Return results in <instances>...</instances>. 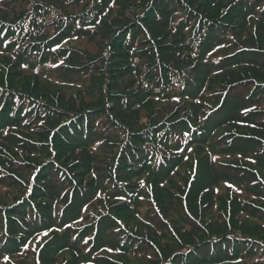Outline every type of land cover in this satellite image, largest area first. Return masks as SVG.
Returning <instances> with one entry per match:
<instances>
[{
  "label": "trees",
  "instance_id": "1",
  "mask_svg": "<svg viewBox=\"0 0 264 264\" xmlns=\"http://www.w3.org/2000/svg\"><path fill=\"white\" fill-rule=\"evenodd\" d=\"M70 1L46 0L71 9L79 8L85 0H77L73 6ZM89 4L88 8L94 6L91 15L97 17L92 22L94 29L83 37L87 45L102 47L105 54L82 64L67 60L66 81L58 82L67 88V94H51L48 83L46 91H41L44 86L33 83L40 90L26 94L45 100L48 109L32 118L16 111L20 104L0 88L5 93H0V123L5 122L0 127V139L11 135L5 133L6 129H17L25 138L39 140L34 141L38 149L32 153L47 155L35 165L38 177L34 187L24 181L21 187L14 186L23 192L21 199L6 206L8 211L0 212V250H13L16 238L23 235V225L26 229L37 224L26 215H15L22 222L17 227L9 222V214L17 206L14 203L32 208L23 198L27 192L26 198L32 196L34 210L43 218L41 228L61 226L58 246L73 250L72 264H77L79 255H88L91 247L96 250L94 254L108 246L114 255L129 256L121 248L123 234L116 229L114 214L131 223L128 229L135 230V237L144 236L156 248L157 253L149 259L152 264H247L253 258L264 260V150L261 156L254 153L251 162L244 161L257 174L253 183L236 168L228 175L222 173L221 158L233 160L235 151L230 147L228 151L234 153H223L216 144L227 134L216 136V131L236 127L241 112L258 106L259 102H253L264 94V79H257L264 78V0H89ZM25 5L23 0H16L9 7L18 6L20 12ZM60 10L51 7L44 16H50V21ZM129 12L134 16L127 19ZM135 16L141 18L144 35H116L133 23ZM39 18L41 15L27 23L35 32L41 29L36 23ZM65 18L71 38V30L83 19ZM43 32L40 38L46 37ZM59 50V46L49 45L41 57L53 52L47 58L53 61L60 58ZM31 57L37 60L40 51H32ZM14 63L17 61L11 59L5 67ZM237 68L256 81H230ZM253 85L254 94L245 95ZM237 93L238 99L234 98ZM20 103L25 109L26 103ZM10 122L15 124L9 126ZM260 124L263 126L252 134L258 132L264 138V120ZM45 128L49 131L44 137L48 144L40 141ZM213 155L220 157L217 163L210 160ZM193 159L197 164L189 169L194 171L196 181L185 214L178 209L163 216L128 209L138 205V197H149L144 194L142 180L151 183L157 202L170 203L177 190L171 182L174 170ZM241 162L236 160L232 165L240 167ZM16 163L23 166L27 161ZM3 168L11 171L5 164ZM15 175L22 180L20 171ZM131 193L138 197L132 200L135 195ZM86 206L92 208L85 215L88 219L83 227H71ZM95 209L105 212L96 215ZM251 218L262 223L261 227L255 226V230L248 226ZM159 224L176 239L163 234ZM125 242L129 244L130 240ZM132 245L136 246L135 242ZM80 246L85 253L78 250ZM88 256L90 260L102 258ZM51 258L43 259V264H50L47 259Z\"/></svg>",
  "mask_w": 264,
  "mask_h": 264
},
{
  "label": "rangeland",
  "instance_id": "2",
  "mask_svg": "<svg viewBox=\"0 0 264 264\" xmlns=\"http://www.w3.org/2000/svg\"><path fill=\"white\" fill-rule=\"evenodd\" d=\"M13 1L16 0H0V6L2 7V9H0V37L2 42L0 46V83L3 85L1 86L0 84V88H3V91L8 94V98L15 97L17 104H20L16 111L23 112L24 114L27 113L33 118L39 114L38 112H40V110H47L48 105L46 104V101L42 100V98L39 96L34 97L26 93L34 92V89L40 90V86H44V89H41V91H46V84L48 83L50 86L47 90L50 91L51 94H53V91H62L64 94H67L65 91L67 88L58 83L59 81L63 83L66 81L65 75L67 70V60L71 58L73 62H80V64H82L85 63V60L92 58L96 59V56L104 53V51L102 52V47H99L95 44L87 45L86 39L83 37L84 34L91 32V29H94L92 22L97 17V15H91L94 6L88 8L90 5L89 0L81 2V6L75 9L58 5L56 3L46 2V0H23L26 5L24 10L20 12H18V6L9 7V5L13 4ZM75 1L77 0H71L68 4L73 6ZM51 7H58L61 10L57 12L58 15H56V17L49 21L50 16L45 17L44 14L49 11V8ZM7 8L11 10H6ZM40 10L42 11L36 14L37 11ZM37 15H41V18H39V20L36 22L39 23L41 29L38 32H35L33 26L31 24L27 25V23L32 22ZM126 15L127 19H130L131 15L134 16V14L130 12ZM65 17H71L73 21L78 17L83 19L82 24L76 26L74 30H71V38L67 34L68 28L64 25L66 22ZM137 17L138 16H135L133 23L127 25L124 30L116 35L122 33H127V35L141 33L144 35V26L141 24V18L135 19ZM125 20L126 19H124V21ZM43 31L46 32V37L40 38L41 34L44 33ZM38 38H40L39 41H37ZM53 44H55V46H59L60 50L57 52V55L60 58L54 59L53 61L48 60L47 58H49L53 52H47V55L42 58L41 56L44 52V47H48L49 45L51 46ZM19 48L22 50H18ZM32 51H40V57L37 60H34L35 58L31 57ZM215 53H218V51ZM11 59H14L17 61V63H14L12 67L10 66L6 68L5 64L9 63ZM14 67H18L19 70L13 69ZM13 70L16 72H13ZM235 73L236 76L233 79H229L230 81L237 80L238 83L245 80H247L245 82L252 83L256 81L252 79L253 75H248L242 68H237ZM34 75L53 82L39 81L34 77ZM257 79L261 80L264 78ZM33 83H37L39 87L33 86ZM255 87L256 86L253 85V87L248 92H246L245 95L249 94V96H251L254 94L256 89ZM3 91L0 90V93L5 95ZM261 96H259L253 102H259L258 106H253L241 112L243 115L240 117L239 124L236 127L227 126L226 129H219L216 131V136H221L222 134L227 133L218 142H216V144L219 145V151L224 153L228 151L230 147L233 151H235V153L228 151L234 153L233 160L228 156H223L221 158L224 164L222 167V173H226L228 175L232 172V169L236 168L241 171L244 178L248 177L253 183H255L257 174L255 173L254 169H251L245 165L244 161L251 162L254 159V153H256L258 156H261V152L264 150L263 136H259L258 132H256V134H252L255 129L263 126L260 124V121L264 120V94H261ZM142 97V101H144V95ZM234 98L238 99L239 94H235ZM20 101L26 103L25 109L27 110L22 108ZM25 116L26 115H24L22 119H24ZM4 123H0V127H2ZM14 124L15 122H10L8 125L10 126ZM26 126L29 128L31 127L29 124ZM5 133H11V135L0 139V212L8 211L7 208L5 209L6 206H9L11 202H16L18 199H21L23 192H20V190H15L13 188L14 186L21 187L22 181H24L29 187H34L38 177V172L35 165L47 157V155L43 154L41 151L35 153L31 152L33 149H38L34 144V141H39L37 138L34 137L27 139L17 129H6ZM240 133L247 134L240 135ZM34 135L36 136L38 134ZM46 135H49L48 128L44 129V132L41 134L42 140L40 139V141H45V143L48 144V140H45L44 138ZM252 147H255L256 150H250ZM190 150L193 151L195 149L191 147ZM210 160L212 163H217V161L220 160V157L213 155L211 156ZM236 160L242 161L239 164L240 167H234V165H232ZM16 161H27V163L23 166H20L16 163ZM4 164L7 165V167H10L11 171L5 170L3 168ZM196 164L197 163L193 159L189 162L187 161V165L174 170L173 176L171 177V182L174 183L177 190L174 193V198H172L173 200L170 203L169 200L165 203L157 202L152 194L153 190L151 183L148 181L144 182V180H142L143 182L141 183H143L142 187L144 185V194L147 193L149 197L147 199H142L135 195V193H131L135 195L131 199L134 200L135 197H138L140 202H138V205H135V208L128 209L134 213H147L149 211L161 216L169 213L172 214V212L178 209L179 213L185 214V205H187L191 194V186L194 183V180L196 181V178L193 177L194 171H191L189 168L192 169L194 166H196ZM18 171L21 172L22 180H20V178L15 175V173ZM184 179L187 181L186 183H184ZM3 181L4 183H8V185L6 186L3 183L1 184ZM160 184L163 185L161 182ZM230 184L231 182H224V185ZM27 194L28 193L26 192L23 198H25L27 202H30L31 205L29 206H32V208H26L24 203H14L17 204V206L15 210L9 214L12 215L10 216L11 220H9V222L13 226L17 227L22 222H20L19 218L15 215H26L30 222L37 223L38 226L36 224L35 227L24 229L26 225H23V230H26V232L23 230L21 231L23 235H20V237L16 238L18 242L17 245L14 246L13 250H0V264H43V259L46 260V258H51L53 255L54 256L51 258V260L47 259L50 264H68V262L69 264H72V261L70 263V258L72 256L73 250L66 249L61 244L58 246L59 241L57 239L62 235L61 226L54 225V227H51V230H45L48 228V226L41 228V226L44 225L40 222L43 220V218L40 214L35 212L33 205L34 203L31 200L32 196H30V199L26 198ZM7 195L9 196V200ZM258 206H260V204L257 205V208ZM91 208L92 207L86 206L82 211L80 219L76 222H73L71 227L81 228V226L87 221L88 217L85 215L91 211ZM100 210H103V208H100ZM98 212L103 213L105 211H99L98 209H95L94 214L97 215ZM106 214L109 213L106 212ZM4 215L9 217L6 214ZM2 218L5 219L4 216H2ZM161 221L163 224H166L162 218ZM113 222L117 227L116 229H118L123 234V238L120 240L123 241L121 248L126 253H128L129 256L124 258L114 255V253L111 251V248L108 246L103 247L102 250L95 252L94 254V251L96 250H93L94 248L91 247L86 253H88V255L91 254V257L100 256L102 257L101 260H90L88 255H86L84 258L79 255L77 264H152L149 259H153V256L157 253V250L152 245V243L147 239H144V236L139 238L135 237L132 234L135 230L128 229L131 226V223H125L121 216L114 214ZM248 222L249 224L247 223V225L253 226L254 229L255 226L261 227L262 225V223L252 218L249 219ZM163 224H159L157 227L161 228L163 234H167L169 238L176 239L175 237H171V234L165 230V226ZM3 228H6V226ZM3 228L2 230L4 233H6V230ZM1 239L5 240L6 238H3L2 236ZM126 240H130V243L126 244ZM72 242L74 241H71V243ZM133 242H135L136 246H131ZM163 244L169 245L165 241ZM51 245L54 247L52 248ZM44 247H47L46 252L41 254ZM78 250L85 253V249L82 246L78 247ZM105 257L112 258L118 262L113 263L112 261H107L104 259ZM253 260L254 261L250 260L247 264H264V260H258L257 258H253ZM240 261H242V259ZM242 263L243 262L238 263L235 261L226 264Z\"/></svg>",
  "mask_w": 264,
  "mask_h": 264
}]
</instances>
